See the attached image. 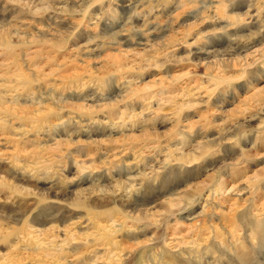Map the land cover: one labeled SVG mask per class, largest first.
Returning a JSON list of instances; mask_svg holds the SVG:
<instances>
[{
	"label": "rangeland",
	"instance_id": "obj_1",
	"mask_svg": "<svg viewBox=\"0 0 264 264\" xmlns=\"http://www.w3.org/2000/svg\"><path fill=\"white\" fill-rule=\"evenodd\" d=\"M92 216L264 264V0H0V264L101 261Z\"/></svg>",
	"mask_w": 264,
	"mask_h": 264
},
{
	"label": "bare ground",
	"instance_id": "obj_2",
	"mask_svg": "<svg viewBox=\"0 0 264 264\" xmlns=\"http://www.w3.org/2000/svg\"><path fill=\"white\" fill-rule=\"evenodd\" d=\"M60 124L61 123H59L57 126H60ZM135 162H139V160ZM132 191L134 190L132 189ZM219 194L223 195V191L219 192ZM122 196H127V193H125ZM211 198H212L211 193H208L205 197V201H204L205 203L203 204L201 212L205 211L206 205L210 202ZM237 207L238 204L237 202H235L231 204L229 211H236ZM260 220L261 219H258V221ZM118 222H119L118 218H114L110 221H106V220L102 221L100 219L98 221H95V217L92 216V217H88V223L85 224V226L81 227L83 228L82 230H84L85 235H87L88 241H91V236H95V235L97 236L96 238H94L96 243L92 246V249H88V250L90 252H93L92 254L95 257H97L96 255L100 254L101 261H99L97 258L96 259L94 258L89 264H124L126 257L125 255L133 254L135 252L138 253V257L135 264H150V262L153 263V259L150 260L144 259L145 250L150 247V244L143 246L137 245L136 247H126L123 246V240L120 236L114 234L108 237L106 236V233L108 232L114 233L113 228L115 225L118 224ZM63 232H64L63 235L69 234L68 231H63ZM101 235H104V237ZM181 236L172 235L171 238H169L168 240L165 239L163 241V250L164 251L169 250L174 256H182L183 254H188V251L195 253L199 252L198 248H200L201 245L199 244V242L194 241L193 243H195V245L190 246L189 244L190 242H185ZM208 236H204L202 238V241L206 242L209 239Z\"/></svg>",
	"mask_w": 264,
	"mask_h": 264
}]
</instances>
